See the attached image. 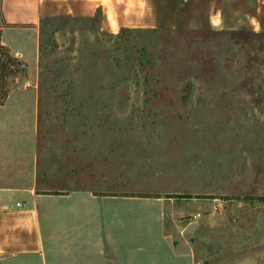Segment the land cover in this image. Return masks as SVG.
<instances>
[{"label": "rangeland", "instance_id": "1", "mask_svg": "<svg viewBox=\"0 0 264 264\" xmlns=\"http://www.w3.org/2000/svg\"><path fill=\"white\" fill-rule=\"evenodd\" d=\"M4 27L0 6V45L24 72L0 78V86L37 93L45 153L81 154L88 164L97 159L104 192L160 198L169 220L181 212L178 220L201 231L204 241L203 230L214 227L213 253L264 244V36L181 27L112 30L99 12L45 18L34 34H4L28 56L33 37L28 68L7 48ZM135 199L138 245L148 241L142 221L150 209ZM97 222L89 215L81 223L80 261L99 260L91 250ZM149 252L135 250L134 257L143 260Z\"/></svg>", "mask_w": 264, "mask_h": 264}, {"label": "crops", "instance_id": "2", "mask_svg": "<svg viewBox=\"0 0 264 264\" xmlns=\"http://www.w3.org/2000/svg\"><path fill=\"white\" fill-rule=\"evenodd\" d=\"M183 2L180 12V0H1L5 24L1 33L3 40L7 31L18 34V29H26L32 34L45 18H91L99 12L112 30L181 27L264 36V0ZM4 42L31 67L36 53L33 37L29 56ZM44 151L37 93L16 86L0 105V264H264L263 242L250 245V252L239 248L231 254L227 253L231 248L224 247L221 254L213 253L209 237L214 227L203 230L208 235L204 241L201 231L178 220L181 212L176 211L170 221L160 198L104 192L97 159L88 164L90 159L81 154L65 152L55 158L51 150ZM135 198L139 206L150 209L142 221L148 241L138 245ZM89 215L98 221L92 229L96 244L91 250H96L99 260L80 261L75 256L83 248L77 240L82 239L81 223ZM103 217L111 221L103 222ZM135 250L151 253L136 260Z\"/></svg>", "mask_w": 264, "mask_h": 264}, {"label": "trees", "instance_id": "3", "mask_svg": "<svg viewBox=\"0 0 264 264\" xmlns=\"http://www.w3.org/2000/svg\"><path fill=\"white\" fill-rule=\"evenodd\" d=\"M1 54L0 56V78L1 81L6 78L7 75H10L11 73L15 74L18 72H24L23 69L18 68L20 66L24 67L23 64L19 63L14 57L10 56L9 52L4 48V46L0 45ZM17 58V57H16ZM0 92L2 94L0 99V105L3 103V101L6 99L9 89L7 86H0Z\"/></svg>", "mask_w": 264, "mask_h": 264}]
</instances>
